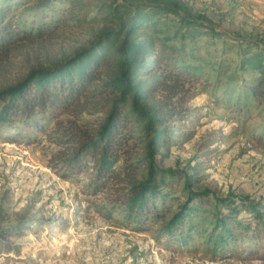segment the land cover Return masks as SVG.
Listing matches in <instances>:
<instances>
[{"label": "trees", "instance_id": "trees-1", "mask_svg": "<svg viewBox=\"0 0 264 264\" xmlns=\"http://www.w3.org/2000/svg\"><path fill=\"white\" fill-rule=\"evenodd\" d=\"M95 24L90 42L70 57L36 59L43 42ZM225 33L182 0H0V135L42 132L58 147L51 157L59 177L83 173L86 194L107 196L129 223L152 224L169 239L201 237L209 254L233 255L251 242L255 249L244 252L264 258V200L220 198L199 188L194 172L158 163L161 149L190 135L176 133L195 122L187 105L211 87L200 66L185 60L186 42ZM228 38L238 69L255 77L243 93L232 89L226 107H264V41ZM179 175L184 197L172 208L163 186ZM25 221L0 227V250L13 249L22 224L37 222Z\"/></svg>", "mask_w": 264, "mask_h": 264}, {"label": "rangeland", "instance_id": "rangeland-1", "mask_svg": "<svg viewBox=\"0 0 264 264\" xmlns=\"http://www.w3.org/2000/svg\"><path fill=\"white\" fill-rule=\"evenodd\" d=\"M182 1L205 14L226 36H198L186 42L185 60L200 66L202 78H208L211 87L196 89L203 92L187 105L195 122L176 131L190 135L183 141L175 138L178 143L161 149L158 163L194 172L200 178L197 186L220 198L232 194L264 200V140L259 138L264 135V107L248 109L241 101L242 110L236 113L225 105L255 77L238 69L237 48L228 37L252 35L264 41V0ZM98 29L96 24L73 28L63 39L42 41L44 45L35 48L36 59L70 57ZM14 73L9 68L8 74ZM232 89L237 92L230 96ZM57 150L42 132L0 135V227L12 226L19 219L37 221L30 227L22 224L20 235L11 239L13 249L0 250V264H264V258L244 252L255 249L251 242L239 244L233 255L227 249L209 254L201 237L169 239L158 236L152 224L127 222L112 209L107 196L86 194L83 173L77 178L59 177L51 157ZM166 181H170L163 186L166 203L175 208L184 197L181 175L166 177Z\"/></svg>", "mask_w": 264, "mask_h": 264}]
</instances>
